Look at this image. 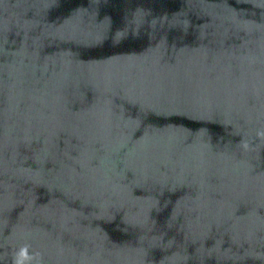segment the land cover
I'll use <instances>...</instances> for the list:
<instances>
[{"label":"water","instance_id":"95a60500","mask_svg":"<svg viewBox=\"0 0 264 264\" xmlns=\"http://www.w3.org/2000/svg\"><path fill=\"white\" fill-rule=\"evenodd\" d=\"M0 264H264V0H0Z\"/></svg>","mask_w":264,"mask_h":264},{"label":"clouds","instance_id":"9594fccd","mask_svg":"<svg viewBox=\"0 0 264 264\" xmlns=\"http://www.w3.org/2000/svg\"><path fill=\"white\" fill-rule=\"evenodd\" d=\"M22 256H25L24 252L21 253ZM26 258V257H25Z\"/></svg>","mask_w":264,"mask_h":264}]
</instances>
